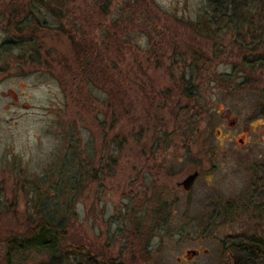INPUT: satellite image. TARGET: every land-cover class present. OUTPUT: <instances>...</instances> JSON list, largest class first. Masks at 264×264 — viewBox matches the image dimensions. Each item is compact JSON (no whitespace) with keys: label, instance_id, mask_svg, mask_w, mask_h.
I'll return each instance as SVG.
<instances>
[{"label":"rangeland","instance_id":"1","mask_svg":"<svg viewBox=\"0 0 264 264\" xmlns=\"http://www.w3.org/2000/svg\"><path fill=\"white\" fill-rule=\"evenodd\" d=\"M53 1V13L37 14L48 28L33 32V42L0 47V264L6 239L25 231V219L41 208L58 219L66 207L67 243L102 245L108 259L134 264H224L230 237L248 232L247 215L261 220L256 232L264 236V64L244 63L264 54V39L256 46L261 37L248 33L264 37V0L234 21H210L207 0ZM30 2L37 6L0 0V44L7 9L22 8L14 23ZM68 26L101 44L104 29L123 38V47L107 51L116 66L114 102H104L107 88L75 76ZM248 40L260 48L252 53ZM194 53L203 58L199 68L191 65ZM155 167L164 169L167 187L194 169L200 174L190 190L165 194L176 200L153 232L157 219L130 208L140 207L136 185L148 184ZM94 169L95 181L70 189L75 172L81 180ZM227 200L244 203L243 217L220 215ZM124 203L130 208L118 219ZM187 249L200 253L191 258ZM49 254L33 248L14 260L39 264Z\"/></svg>","mask_w":264,"mask_h":264},{"label":"trees","instance_id":"2","mask_svg":"<svg viewBox=\"0 0 264 264\" xmlns=\"http://www.w3.org/2000/svg\"><path fill=\"white\" fill-rule=\"evenodd\" d=\"M36 1L37 6L35 2H30L27 9H25V13L21 14L18 20H16L14 23H10L11 19L17 17L16 12L17 14L21 13L22 8L20 7L19 10L7 9L6 18L8 23L5 26L6 33L8 35H6V38L3 40V42H1V48H13L16 46H20V44H29L33 42V32L36 33L39 29L48 28L46 20H43L44 18H39L37 14H42L43 9L47 11L49 8L53 13L54 11L52 5H54L55 1ZM252 1L256 2L257 0H207L206 13L210 12L212 14L210 16L211 18H209L210 21L220 19H225L228 21H234L237 19L245 20L248 17L247 14L254 7L250 6ZM260 2H262V0H260ZM55 4L59 5L58 3ZM54 8L56 9V6ZM98 12L103 14V7ZM68 27L69 28L64 30V32L68 35L71 50V56L70 58H68V64H70L74 69L75 76L80 80L79 82H81V80L85 78L87 82L90 81L91 85L98 84L101 86V88H107L105 90L107 93V97L104 102H114L115 97L112 91L114 90V88H116L117 85L109 86V84H117V82L114 81V78H116L117 75L112 73V71L116 69V66L110 64L109 53L107 51L114 44L117 45V47L115 48L116 50L120 47H123V38H119L116 31L110 33L108 29H104V41H101V44L97 40H88L86 39V37L78 34V32L83 28L78 29L77 27L73 26ZM241 27L242 25L239 22L234 24L233 28H237L235 30L239 31L237 32L238 36H242V32L240 29ZM251 27L253 31V26ZM248 30V33H250V35H255L261 38H258V41L248 40L246 41V45L250 46L251 42L254 43V41L256 42V46L258 45V43L262 44V40L264 39V37L262 36V32L260 31L259 33H251L250 29ZM248 33L244 32V36L246 37ZM112 35L115 36L113 37L115 38V40L111 38ZM254 38L255 37L253 36L252 39ZM259 48L260 46L254 47L253 49L250 46L249 51L252 52L253 50H258ZM121 54V50L120 52H116V56L118 57ZM31 56L32 55H30V58ZM202 59L203 58L199 56L198 53H194L191 56V65L193 67L199 68L200 61ZM33 61H35V58ZM64 61H66V59ZM244 63L248 65H253L255 63L262 65L264 64V54L258 53L250 54L248 57L245 56ZM68 64L66 67L64 65V67L67 69H69ZM249 70L252 71L251 68ZM96 171V169H94L93 171V173L95 172V175H83V178H81V180L79 173L75 172L74 175L70 177L72 183V185H70V189H77L79 185L82 186L95 181L97 179ZM86 172H88V170H86ZM236 203L237 200H227L223 202V214L226 215L227 213H230V211L231 214H236L237 210L233 209ZM63 210L64 211L61 212V215L58 219L55 218L57 212H54V209L52 210V213H46L42 210V208L38 212L39 215L37 216V218L33 217L36 214H32L30 215V217H27L25 220L27 221L28 228L25 231L14 234L6 239L5 264H17L15 263L16 261L14 260V258L17 255L25 252L26 250H30L33 248L50 253L47 259L42 260L39 264H134L138 262L137 260L125 261L118 258L108 259L104 252L105 248L103 246H98L97 249H93L91 248V246H84L81 242L78 244H72L71 242L67 243V219L71 214L67 212L66 207ZM229 218V220L233 221L235 219V216H230ZM244 237V242L248 245V248L250 250V252L248 250L246 251V254H248V252L250 253V256L248 257L250 259H255L257 264H264V236L257 235V232H252L244 235ZM228 242L230 249H232V252L234 253L233 259H240L242 256L240 255L241 252L239 243L241 242V240L239 239V236L237 234L235 236H231ZM142 247L143 249H146L145 245Z\"/></svg>","mask_w":264,"mask_h":264},{"label":"flooded vegetation","instance_id":"3","mask_svg":"<svg viewBox=\"0 0 264 264\" xmlns=\"http://www.w3.org/2000/svg\"><path fill=\"white\" fill-rule=\"evenodd\" d=\"M234 121H232L231 123H233ZM239 141L242 142V139L239 138ZM152 169L151 172H150V176L153 177L151 179V181L148 182V184H145L144 181H141V183H137L136 185V189H135V194H134V199H135V202H136V205H139L140 207L138 206H135L136 209H134V206H132L130 208V205L124 203V207H122L120 210H119V218L120 219L121 217L124 218V216H121L122 215V212L124 211L126 213V210L130 208L131 211H134L136 210V213L137 212H141V213H137V214H141V216L143 218H153V220H156L154 223H153V226L151 227V230L153 229V232L157 231L159 228H161L160 226L162 225V222L163 220H165L166 218H168V209L169 207H172V202L175 201L176 199L175 198H172L173 201H168L166 198H165V194L167 195H170L174 189H177L178 191L179 190H183V191H188L190 190V188L193 186L195 180L197 179V177L199 176L200 174V171L198 169H194L192 173L196 172V176L192 182V184L189 186V188H186L184 187V184L182 183L183 180L191 173L188 172L185 176H183L181 178V180L179 181H175L174 183H171L170 186H166L165 183L163 182L164 180H162L160 178V175H161V172L164 171V169L162 168V170L160 169V167H155L154 168H150ZM143 180V179H141ZM135 180H133L134 182ZM141 186V188H140ZM131 189V187H130ZM130 193L126 194V195H129ZM223 204V201L221 202ZM238 207H241L240 205L244 206V203L242 202L240 205L239 203H237ZM223 208H224V205H223ZM242 208V211L239 212V210H237V215L238 217H243V212H244V207H241ZM129 210V212H130ZM122 211V212H121ZM224 211L221 212L220 215H222L223 217H227L229 218L230 216H234L233 214L230 213H227L226 215L223 214ZM133 214L135 212H132ZM249 213V212H248ZM250 215H258L260 214V212H257V214L255 215V212L252 213H249ZM250 218V221H252L251 223H249V227L247 228V231H239L238 232V236H239V239L241 240V242L239 243V248H240V252H241V258L240 259H233V252H232V249H230L229 247V242L228 244L226 245V257H225V261H224V264H257V262L255 261V259H250L248 256H250V250L248 248V245L244 242V235L246 234H249V233H252V232H256V231H259V228L261 227V223L260 221H256L255 217H251V216H248L247 215V219ZM254 219V220H253ZM259 219V217L257 218ZM160 220V221H158ZM160 222V223H159ZM229 222V221H228ZM116 232L119 231V228L117 227L115 229ZM114 232V233H116ZM119 234V232H118ZM117 234V235H118ZM117 235H115L117 237ZM129 245L128 243H124V245H122L124 248H126V246ZM145 245V244H144ZM142 245V246H144ZM102 246V245H101ZM130 246V245H129ZM146 249H143L142 247V251L141 253L145 256L146 253L149 252V248L148 246H145ZM249 251L248 254H246V251ZM202 252V251H201ZM185 253L191 257V258H194L196 256L199 255L200 253V250H197V249H187L185 250Z\"/></svg>","mask_w":264,"mask_h":264},{"label":"water","instance_id":"4","mask_svg":"<svg viewBox=\"0 0 264 264\" xmlns=\"http://www.w3.org/2000/svg\"><path fill=\"white\" fill-rule=\"evenodd\" d=\"M195 176H196V172L188 175L182 182L184 184V187L189 188V186L192 184Z\"/></svg>","mask_w":264,"mask_h":264}]
</instances>
